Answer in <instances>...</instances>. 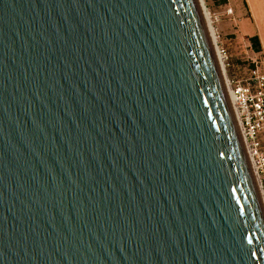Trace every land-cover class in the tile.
Segmentation results:
<instances>
[{"label": "water", "instance_id": "95a60500", "mask_svg": "<svg viewBox=\"0 0 264 264\" xmlns=\"http://www.w3.org/2000/svg\"><path fill=\"white\" fill-rule=\"evenodd\" d=\"M198 0H0V264H264V207Z\"/></svg>", "mask_w": 264, "mask_h": 264}, {"label": "built area", "instance_id": "2783aa9c", "mask_svg": "<svg viewBox=\"0 0 264 264\" xmlns=\"http://www.w3.org/2000/svg\"><path fill=\"white\" fill-rule=\"evenodd\" d=\"M232 14L233 11L227 9L226 15ZM215 52L222 60L225 89L264 207V146L260 140L264 134V59L251 60L252 68L242 76L233 71L226 48L215 43Z\"/></svg>", "mask_w": 264, "mask_h": 264}, {"label": "crops", "instance_id": "0c3cea01", "mask_svg": "<svg viewBox=\"0 0 264 264\" xmlns=\"http://www.w3.org/2000/svg\"><path fill=\"white\" fill-rule=\"evenodd\" d=\"M212 1L215 6V14L222 16V41L227 46L231 57H237L239 54L234 52L235 43L225 40L229 30H233L236 38L233 41H248L249 47L253 49L254 56L249 60H256L258 57L264 58V0H215ZM227 9H231L233 14L226 15ZM258 39V50L252 47L251 41ZM264 146V145H263Z\"/></svg>", "mask_w": 264, "mask_h": 264}, {"label": "rangeland", "instance_id": "374dc122", "mask_svg": "<svg viewBox=\"0 0 264 264\" xmlns=\"http://www.w3.org/2000/svg\"><path fill=\"white\" fill-rule=\"evenodd\" d=\"M199 1H200L199 3H200V6L202 8V11L204 13V17L206 19V24L208 26L209 33H210L211 37H213L214 45H215V38H216V44L218 46H223L224 48H226V50L229 53V50L227 49V46L222 41L223 32H222V29H221L222 25H220L222 23V21H224L222 16H218L217 14H215V6L213 5L212 1H210V0H199ZM231 33H233L232 29L229 30V34H227L224 37L225 40H230V43H235L234 52L242 53V54H239V56H237V57H231V55L229 53L230 62H231L232 65L235 66V67L233 66L234 67L233 71L237 72L240 75H242V74H245V72H246L245 69L242 70L243 69L242 66L246 67L247 63H248L247 61H249V59H250L249 57L254 56L253 49L251 47H249L247 40H245V41H241V40L239 41L238 40V41L231 42L232 39L236 38ZM257 59L260 61V60H263L264 58L258 57ZM219 63L221 65L220 67L223 70V65L221 64L220 61H219ZM238 66H240L242 68L241 69H236V67L239 68ZM260 140H261V142L264 145V134L260 137Z\"/></svg>", "mask_w": 264, "mask_h": 264}, {"label": "bare ground", "instance_id": "6f19581e", "mask_svg": "<svg viewBox=\"0 0 264 264\" xmlns=\"http://www.w3.org/2000/svg\"><path fill=\"white\" fill-rule=\"evenodd\" d=\"M199 1V0H198ZM200 2V1H199ZM201 7V6H200ZM202 9V8H201ZM203 12V11H202ZM211 36V35H210ZM211 39H212V42H213V37H211ZM215 43H216V41H215ZM213 45H214V42H213ZM215 46V45H214ZM215 49V48H214ZM215 55H216V59H217V63H218V66H219V68H220V70H221V73H222V75H224V71L222 70V68L220 67L221 65H220V63H219V61L221 62V64H222V60L217 56V54H216V52H215ZM219 60V61H218ZM223 65V64H222ZM231 105V104H230ZM231 108H232V105H231ZM232 111H233V109H232ZM233 115H234V111H233ZM234 118H235V116H234ZM235 122H236V126H237V130H238V134H239V137H240V139H241V141H242V144H243V138H242V134H241V131H240V128H239V125H238V123H237V121H236V118H235ZM244 145V144H243Z\"/></svg>", "mask_w": 264, "mask_h": 264}, {"label": "trees", "instance_id": "16d2710c", "mask_svg": "<svg viewBox=\"0 0 264 264\" xmlns=\"http://www.w3.org/2000/svg\"><path fill=\"white\" fill-rule=\"evenodd\" d=\"M215 2H216V4H217V0H215ZM251 43H252V47L254 48V49H256V50H258V39H253L252 41H251ZM248 63H247V66L245 67V66H242L243 67V69L242 70H244L245 69V71L246 72H248V70L249 69H251L252 68V64H251V60H249V61H247ZM234 66V65H233ZM235 67V66H234ZM239 68H237L236 67V69H241L242 67H240V66H238ZM245 72V73H246ZM245 74H242V76H244Z\"/></svg>", "mask_w": 264, "mask_h": 264}]
</instances>
